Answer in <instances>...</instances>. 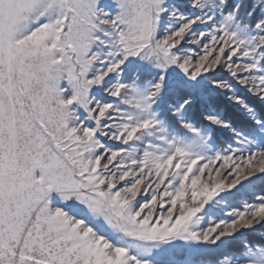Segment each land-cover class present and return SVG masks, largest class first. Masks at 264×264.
Segmentation results:
<instances>
[{
    "label": "snow or ice",
    "instance_id": "snow-or-ice-1",
    "mask_svg": "<svg viewBox=\"0 0 264 264\" xmlns=\"http://www.w3.org/2000/svg\"><path fill=\"white\" fill-rule=\"evenodd\" d=\"M0 264H264V0H0Z\"/></svg>",
    "mask_w": 264,
    "mask_h": 264
},
{
    "label": "rangeland",
    "instance_id": "rangeland-1",
    "mask_svg": "<svg viewBox=\"0 0 264 264\" xmlns=\"http://www.w3.org/2000/svg\"><path fill=\"white\" fill-rule=\"evenodd\" d=\"M257 239H254L255 241L259 242L260 241V237L259 236H255ZM254 237V238H255Z\"/></svg>",
    "mask_w": 264,
    "mask_h": 264
},
{
    "label": "trees",
    "instance_id": "trees-1",
    "mask_svg": "<svg viewBox=\"0 0 264 264\" xmlns=\"http://www.w3.org/2000/svg\"><path fill=\"white\" fill-rule=\"evenodd\" d=\"M251 239L253 240V242H254V243H255V242H257V241H255V240H254V239H257L256 237H255V238H254V237H252Z\"/></svg>",
    "mask_w": 264,
    "mask_h": 264
}]
</instances>
